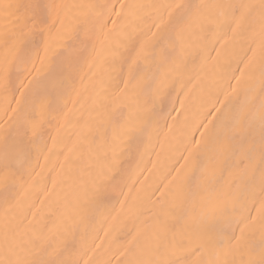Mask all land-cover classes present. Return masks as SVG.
<instances>
[{"label":"bare ground","instance_id":"bare-ground-1","mask_svg":"<svg viewBox=\"0 0 264 264\" xmlns=\"http://www.w3.org/2000/svg\"><path fill=\"white\" fill-rule=\"evenodd\" d=\"M121 2L0 0V261L259 260L264 0Z\"/></svg>","mask_w":264,"mask_h":264},{"label":"snow or ice","instance_id":"snow-or-ice-1","mask_svg":"<svg viewBox=\"0 0 264 264\" xmlns=\"http://www.w3.org/2000/svg\"><path fill=\"white\" fill-rule=\"evenodd\" d=\"M6 9L14 7L13 5H5ZM15 7H24L26 10H33L31 14L25 19L24 21V27H28L29 21H31L32 27L29 29V32L32 35H45L46 31H50L51 27L53 25H48L47 19L35 9H38L39 6H33V5H16ZM60 6L58 5H45L44 8L48 9L49 14H51L53 9H58ZM80 7L87 8L90 12H92L97 20V22L100 24V26L106 27L107 26V19L111 18V13L115 12L117 17L122 15L125 5L121 2L119 9L115 6V0H113V3L108 4H88V5H81ZM58 16V13H57ZM61 24H63V20L61 19ZM113 25H115V20L113 21ZM47 40H45V53H47ZM261 57H262V68H264V42L261 44ZM43 59V57H41ZM243 72V70H240ZM237 80H239V77H236ZM129 81H125V86L127 87ZM123 91V90H122ZM219 111V110H218ZM207 125L204 126L205 129H207ZM194 131H200L199 128L195 129ZM206 133L201 132V139L197 140L195 136L192 137L193 140H196V144L199 145L201 141L205 138ZM202 174L204 173V170L202 169ZM8 177L5 176L4 180L7 182ZM261 192L264 193V184H262ZM259 211V220H260V228L262 232V239H261V251H260V259L259 260H249L247 262H243V264H264V200L261 202V208ZM257 220L256 216H251V219L248 220L245 218L244 221L238 222L237 227H240V224L243 223V227H240V235H236L235 229H233L232 234L228 237V241L230 243H234L235 247L238 249L242 244L246 242V229H251L254 226L255 221ZM4 243L6 246L11 247V241L8 232H5L4 235ZM132 242L129 241V244ZM127 251V250H126ZM125 253H121V255H124ZM0 264H3L2 261H0ZM8 264H57L55 261H34L29 259H22L17 258L14 261H9ZM59 264H63V262H59ZM125 264H151V262H145L141 261L139 259H130L125 261ZM164 264H174V262L171 261H165Z\"/></svg>","mask_w":264,"mask_h":264}]
</instances>
